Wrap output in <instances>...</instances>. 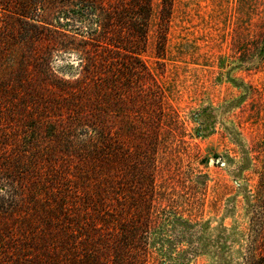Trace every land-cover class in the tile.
<instances>
[{
	"label": "trees",
	"instance_id": "trees-1",
	"mask_svg": "<svg viewBox=\"0 0 264 264\" xmlns=\"http://www.w3.org/2000/svg\"><path fill=\"white\" fill-rule=\"evenodd\" d=\"M0 4L11 18L0 36V108L7 106L6 112L0 109V118L10 119L16 103L32 105L41 99L47 106L64 101L67 118L33 120L29 129L24 125L21 139L10 144L12 152L0 159V232L9 233L4 221L15 220L22 233H29L28 216L36 212L44 222L41 241L15 245L19 258L24 255L21 250H38L42 254L29 255L34 264H158L155 247L163 236L156 231L153 170L142 184L138 154L133 157V171L138 173L131 177L133 183L127 169L125 139L144 137L148 121L140 107H129L125 69L127 57L137 58L134 53L146 47L153 23L156 48L165 51L174 0ZM46 37V54H35L36 43ZM62 47L80 55V70L74 80L58 84L51 81L49 57L51 50ZM44 85H50L51 95L42 94ZM158 94L151 90L135 101L143 104L148 119L157 116L152 125L164 115ZM17 131L0 128V139L8 141ZM251 203L243 264H264V162Z\"/></svg>",
	"mask_w": 264,
	"mask_h": 264
},
{
	"label": "rangeland",
	"instance_id": "rangeland-1",
	"mask_svg": "<svg viewBox=\"0 0 264 264\" xmlns=\"http://www.w3.org/2000/svg\"><path fill=\"white\" fill-rule=\"evenodd\" d=\"M9 17L0 4V36ZM155 31L153 23L146 47L134 53L137 58L127 57L128 104L140 107L148 123L144 137L129 135L125 142L130 178L137 154L142 184L153 170L156 231L163 236L155 247L158 264H243L252 195L264 162V0H174L165 51L156 48ZM48 42H37L35 54H46ZM51 51V81L74 80L80 55L65 47ZM29 70L35 74L31 65ZM151 90L164 108L155 125L157 116L148 119L143 104L135 102ZM45 101L16 103L10 119L0 118V128L18 130L8 141L0 139L9 142L0 146V159L12 152L24 125L67 119L64 101ZM39 214L28 216L29 233L19 230L18 221H4L9 233L0 232V264L35 263L41 251L21 250L28 256L19 258L14 246L41 241Z\"/></svg>",
	"mask_w": 264,
	"mask_h": 264
}]
</instances>
